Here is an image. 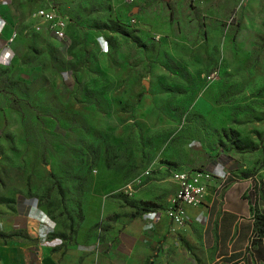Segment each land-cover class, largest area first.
Here are the masks:
<instances>
[{
    "label": "rangeland",
    "instance_id": "1",
    "mask_svg": "<svg viewBox=\"0 0 264 264\" xmlns=\"http://www.w3.org/2000/svg\"><path fill=\"white\" fill-rule=\"evenodd\" d=\"M6 7L0 220L25 200L57 233L78 239L93 230L101 238L132 212L166 207L173 169L216 158L243 172L258 166L264 0H7ZM39 7L64 19L63 39L34 16ZM23 238L0 236V244H29ZM154 257L145 264H172ZM173 257L180 264L179 252Z\"/></svg>",
    "mask_w": 264,
    "mask_h": 264
},
{
    "label": "crops",
    "instance_id": "2",
    "mask_svg": "<svg viewBox=\"0 0 264 264\" xmlns=\"http://www.w3.org/2000/svg\"><path fill=\"white\" fill-rule=\"evenodd\" d=\"M6 4L0 0L1 20ZM2 22L1 50L9 45L8 28ZM203 167L212 173L203 201L187 207L183 224L174 228L165 207L154 208L113 222L101 238L92 230L77 239L57 233L44 210L20 201V207L17 203L3 214L0 233L13 237L21 233L29 244H0V264H145L153 255L155 262L165 258L178 264L173 257L177 252L180 264H264V236L255 231L254 219L255 212L264 215V145L258 166L250 171L230 168L218 158ZM225 172L230 176L217 190ZM149 211L156 217L149 218ZM49 237H59L62 243L52 246L46 241Z\"/></svg>",
    "mask_w": 264,
    "mask_h": 264
},
{
    "label": "built area",
    "instance_id": "3",
    "mask_svg": "<svg viewBox=\"0 0 264 264\" xmlns=\"http://www.w3.org/2000/svg\"><path fill=\"white\" fill-rule=\"evenodd\" d=\"M34 16L48 25L49 32L55 38L60 40L64 38L65 21L61 17L56 16L52 9L39 7L35 10ZM2 27L3 22L0 19V29ZM169 176L175 183V189L169 198L168 204L164 208V213L168 219L169 225L171 228H174L183 224L187 207L198 206L202 203L212 173L205 167H198L173 169L170 171ZM229 176V172L224 173L223 180L217 185V190L221 187L223 182H226ZM147 216L153 219L156 217V213L154 211H149L147 212ZM43 220L44 217H41L40 221L43 222ZM46 241L52 246L62 243V239L59 237H49Z\"/></svg>",
    "mask_w": 264,
    "mask_h": 264
},
{
    "label": "trees",
    "instance_id": "4",
    "mask_svg": "<svg viewBox=\"0 0 264 264\" xmlns=\"http://www.w3.org/2000/svg\"><path fill=\"white\" fill-rule=\"evenodd\" d=\"M65 30V28H64ZM151 210V209H149ZM137 213L132 212L130 214L131 217L136 216ZM254 219H255V231L257 232L258 235H263L264 236V215H261L257 212L254 213ZM0 236H5L2 233H0Z\"/></svg>",
    "mask_w": 264,
    "mask_h": 264
}]
</instances>
